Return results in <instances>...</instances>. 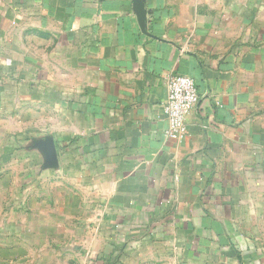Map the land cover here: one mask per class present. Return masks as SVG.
I'll list each match as a JSON object with an SVG mask.
<instances>
[{
	"label": "crops",
	"instance_id": "crops-1",
	"mask_svg": "<svg viewBox=\"0 0 264 264\" xmlns=\"http://www.w3.org/2000/svg\"><path fill=\"white\" fill-rule=\"evenodd\" d=\"M141 4L0 0V264H264V0Z\"/></svg>",
	"mask_w": 264,
	"mask_h": 264
},
{
	"label": "built area",
	"instance_id": "built-area-1",
	"mask_svg": "<svg viewBox=\"0 0 264 264\" xmlns=\"http://www.w3.org/2000/svg\"><path fill=\"white\" fill-rule=\"evenodd\" d=\"M167 88L168 95L163 103V111L170 124L167 134L180 137L187 132L186 116L199 105L201 96L189 75L169 74Z\"/></svg>",
	"mask_w": 264,
	"mask_h": 264
},
{
	"label": "water",
	"instance_id": "water-1",
	"mask_svg": "<svg viewBox=\"0 0 264 264\" xmlns=\"http://www.w3.org/2000/svg\"><path fill=\"white\" fill-rule=\"evenodd\" d=\"M134 2H135L137 5H139L140 7L142 6V4H141V0H134Z\"/></svg>",
	"mask_w": 264,
	"mask_h": 264
}]
</instances>
